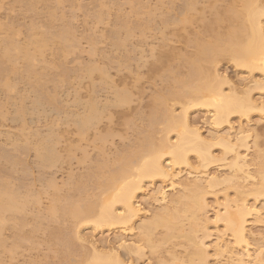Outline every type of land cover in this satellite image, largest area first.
Instances as JSON below:
<instances>
[{
    "label": "bare ground",
    "instance_id": "1",
    "mask_svg": "<svg viewBox=\"0 0 264 264\" xmlns=\"http://www.w3.org/2000/svg\"><path fill=\"white\" fill-rule=\"evenodd\" d=\"M133 1L135 2L136 0H132L130 2H133ZM213 1L216 2V0H173V1H170V8H168L169 10L167 9V11L165 12H163L164 11L163 10L162 11L163 13L159 14V17H160L159 20H157L158 17L157 18L155 17L156 15L151 14L148 16L147 21L144 20V17H141L143 18L144 22L142 20L138 22L137 20H135L136 22L134 23L132 22L133 23L132 25L134 26H130L131 23L130 25H128L127 24L128 21L126 22L125 21L126 19H124V17L122 18L124 14L123 15L120 14V16L117 15L116 20L114 17L115 26L113 30L111 28V32L109 30L108 33L110 34H108V36L110 35V37L108 36L107 37L111 39V41L110 39L109 41L111 42L110 44H112V47L116 48V50L117 49H120L121 51L123 50L122 56H125L124 61L128 62V65L127 63H125L127 67L125 69L128 70L127 72L130 73L129 70H131L130 65H129L130 59L133 60L134 57L137 55V53L135 56H134L135 53H133L132 58H130L129 54L132 53V51H135L136 49H138L137 46L135 47L133 46V50H132V47H130L132 51L130 49L128 50L124 49L127 43L128 45L131 43V42H128V38H130L131 36L134 37L133 29H137L139 31L140 40L138 41L136 40L137 41L136 43L140 42L141 44L143 42L144 45L147 42L149 43L150 41L148 40L149 35H151V40L153 39L157 42L156 44H154L155 42L151 41V45L149 44V47L147 48L148 50H146L148 52L147 55H143L142 54L143 50L141 51L140 56L141 55L142 56L141 57L139 56L138 64L136 61H134L136 62V65H137V66L135 65L134 67H137V69L135 68L133 69L140 71L143 68V74H144V67L147 66L148 62L151 63L150 66L148 65V68H147L148 70H146V72L149 71V68H150V71L152 72L154 77L152 76L151 72L150 71L149 72H150V75L154 78V81H155V78H157V75H159V71L161 72V69H162V72H164L165 74L169 70V68L170 70L172 69V71L170 72L172 75L170 73H168L167 75V76L171 75V77L169 78L170 79L169 81L166 82L163 76L162 78L159 79L160 82L163 79L162 81H165L166 85L162 86L161 88H157V89L153 88L156 86L154 85L152 86V88L154 89V93L152 94V96L150 95L148 96L149 103L146 101L147 102L146 106L148 107V110H147L148 112H146L147 114L143 111H140L142 112V114L137 112L136 110L135 111L138 114H136V112H133L134 114L137 115L138 118L141 117L140 118L141 122H143L142 121L143 116L145 117L146 115L145 118L147 120L146 122L147 128L146 130L144 129L145 132L142 129V127H141L142 130H140V132L138 131L139 136L140 134L142 135L141 132H143V135L139 139H137L139 136L136 137L137 139L136 143L132 144V145H135V144L136 145L135 147L133 146L134 148H132V150L129 149L130 148L129 145L126 146L125 144V147H123L124 145L123 144L122 145L123 148H121L120 151L118 149L114 151L110 150L111 152H114L112 154L113 155L112 157L110 153H109L110 154L109 156L108 153L105 152L107 151V149L105 150V144L107 142V139H109L112 136L113 137L115 136V134L113 135L112 133L113 123L115 121L113 120L115 117L113 116V114L117 113V116H118L119 113L123 114L124 112L127 111L128 114L131 115V113L129 112L130 110L132 111L136 107H138L137 109L139 110L140 108H142V106H144V104H142L141 102V100L143 99L139 100L140 96L138 97V99L136 98L137 100L136 103L134 102V99L132 96L134 91L132 92L129 86L127 87V85H130L129 84L130 82L127 80L129 83H126L127 78L125 75H124L126 78L125 81H121L122 87L120 84L121 79L117 82L118 84H120L119 86L117 83H115L116 82L114 81L115 79L113 80V78H111V76L109 75L107 71L108 68H106L103 65L104 62H105L104 64H106L107 62L106 66L108 67L109 59L107 61L102 60L103 61V63H101L102 65L96 64L97 60L95 61L94 59V63H90V64L88 63V65L86 66L84 65L83 68L80 67L81 69L80 71H78L79 73L75 74V77L77 78V88L74 89V91L72 92L73 96L72 94H70L71 97H73L72 101L69 98L71 101L70 102L71 104L69 103L70 105L67 103V100L65 97H64L65 98L64 100L66 101L63 102L61 99H59V101L61 100V102L63 103L59 102L56 104L55 102L58 100L55 95L53 96L45 95L44 96V93H43V98H42V96L38 95L39 94L38 92L37 98L36 97L34 98L39 105H40V100L44 99L45 97V100L47 99L50 103L56 106V107L54 106L55 107L54 110L49 111V113L51 114L50 116L48 115L49 113L47 114L48 116H45L47 117V120L44 118L46 120V123H44L43 125V128H42L43 130L40 128L42 131L39 128H37L39 130H36L35 128L34 131L27 132L25 131L26 127L24 126V124H22L21 129L17 133L14 134L16 138L13 137L14 138L13 140L10 137L11 132L10 134H8L7 131L5 132L6 136L8 134L7 136L8 139L9 140L11 139V142H10V144L12 145L11 147H13L15 151L19 149V150H22V152H25L28 148L27 147V144L29 143V141L27 140L28 136L34 134L36 135V138H37L38 136H40V133H42L41 138H39V140H41L42 142L41 143L39 141L41 145H39V143L35 144V145H38L37 147H39L38 149L37 147H35V155L37 156V158H39L38 160L42 164L41 166H43V168L44 167L45 168L55 167V164L57 162H60L59 166L61 168L60 164L63 163L64 159L62 160L63 156L61 155L60 151L61 150L63 151L64 148L63 149L60 148V151H59V148H56L55 146L60 145L61 139L63 138V136H61L62 133H64V135L66 132L69 133L68 128L70 129V126L71 128L74 126L73 129L75 133L77 134L75 135L78 136L77 142H79L78 143L79 145L80 143L84 142L85 146L88 145V148H89V144H91L93 148H97V150H100L99 151L100 154H98L97 157L100 156L99 160H101V164L100 163H99L100 165L97 164V167L95 168V170H106L108 171V174H106L105 171H103L105 173V175H103L105 177L103 178L102 176L103 180H99L100 182L97 181L98 184L95 182L96 185H98V188L95 185V187L99 190L98 193L91 194L90 188L92 187L87 189L90 191V195H89V192L88 194L85 192L86 194L85 196L82 195L84 190L82 193H80L82 191V188L83 189L85 188L83 187L84 175L81 171V173L79 172V176H78L79 178L77 180L73 179V174H72L73 172L72 173L70 172L71 173L70 176L72 177L71 180H73V183L75 184V186L73 187L77 189L76 190L77 193L79 192V195H75L77 196V199H75V197L71 193L69 194L67 193L66 195L65 192L66 191L69 192L67 189L65 192L63 191V193H65V196L63 195L61 197L60 195V197H57L59 195V193H57L54 199L50 197L52 199V202L51 204H49L47 208V211L50 214V216L49 214L48 216L49 217L52 216L51 218L54 217L51 220V222L53 221L54 224L58 222V224L55 225L56 227L53 230L50 229L51 232L49 230L50 232L49 234L52 238V241H54L55 245L58 246L57 248L58 251L60 250V252H58L57 250L55 251L54 249L55 246L53 247L54 252L57 255L60 253L59 257H61V260H62L61 262L63 264L65 263L68 264L69 262H72V261H68L67 263L65 261L67 259V255L68 256L70 255L69 253L71 252L70 250L71 246L74 247L76 243H80L76 241V240L79 241L82 237V236L80 237V235H77L78 234L77 229L80 225L82 226V224L84 226L91 224L96 230L101 229L103 227L110 228L112 226L121 227L123 228L122 231H125V232H128V230H132L133 228L131 229V226L129 224L132 222V220L138 217L140 213L139 205L136 203L137 200L135 201L136 194L141 191L145 181H152L154 179L162 180V182L164 181V183H165V180L167 179V180H170V183L169 185L166 186V188L160 186V188L156 190V195L154 192V195L156 197L154 196L153 199H155L160 205H162L161 211L158 213L155 212L156 214L154 215L153 219L151 218V221L144 222V223H141L140 225H137L138 228L140 229L138 238L139 240H143L144 242L148 243L147 245H149L148 248L149 250L151 249V253L155 251L157 252L159 249H161V246L159 247V243L156 246L152 242L153 231L156 228L161 227L162 229H164V234L160 238L161 244L164 242H168V241L170 242L172 241L171 239H177V237L182 236L181 238L183 240L185 239L187 246L193 248V249H190L189 247H187V250H185V255L181 256L183 259L180 258L181 261L179 262L183 263L182 261H184L185 264H208L207 249L205 250V246H204L205 244L203 240H200V241L195 240L196 232L208 224V219H209L208 215H207V218L206 216H201L202 212H204L205 209L207 208L206 207L207 204L205 202L206 200H204L203 198L204 192L206 194V192L208 191V188L211 189V188H214L215 186L217 187V185L219 186L220 184H222V181H223L225 183L229 182V184H232V187L234 186L238 190L237 192L240 193V201H238V197L236 196L237 201L232 200L230 202L231 204L233 203L231 207L230 203L227 200L228 198L225 197L226 199L225 200L223 199V200L225 201V203L227 201V203L224 204V201H223L224 205L222 208L224 210L222 212L221 211L217 212L218 210L216 211L215 222L218 223L222 221L224 230L229 231L230 235L232 236L234 240V243H237V244L239 243L241 244V242L245 243L244 244L245 249H241L239 252L233 251L232 246H231L232 248L231 249L228 246L229 244L227 245V243L225 242L223 243L224 239L222 238L220 234H217V236L215 235L216 236L215 242L213 241L214 255L217 258L218 257L220 258L223 255H226L225 257L226 260L222 264H263L264 263L262 260L263 256H260L261 255L260 250L256 251V253H254V250H253V253L252 252L249 253V250H248L249 245L246 239L247 238L246 236L247 227L245 228V223L247 222L246 217L248 216L254 215L257 217V221L264 222V218L260 216L261 214L264 215V210L263 212H260L261 210H258V208L264 209V207L263 206L261 207V205L260 207L255 205V201H254L256 200L255 199L256 197L264 196V164H261L264 157L262 158V160L260 159L261 160L260 162H257V165L258 163L261 164V165L259 164V166L257 167L258 169H256L257 170L256 174L258 175L255 174L259 178L258 181H256L257 179H253L255 180V183L251 181L253 183V186H252V183L249 181L251 183V185L249 184L250 188L249 187L248 189L244 188L245 184L243 183H245V181L247 182V179L249 180L250 178H254V175L251 172L252 170H249L248 168V165H251L252 162L250 164H247L246 154H244V152L241 153L240 151L241 148L243 149L245 148L246 151L248 150L246 138L248 137L249 132L246 131L247 129L243 127L242 129L238 130L234 135H231L230 133L231 129L233 130V126H232L233 124H231L232 121L230 120V117L232 115H236L240 119V117L241 118L248 117L252 111L253 112L254 110L256 111V109L259 107L260 104L264 107L263 97L261 98V100L258 97V101H256L257 97L255 98L256 100H253L252 98L253 96H251L252 95L251 92L253 91V90L251 91V89H256L258 90V92L264 91V25H262V19H261L262 17L264 18V0H238V1L235 0V1H231L230 3L226 4L220 9L217 6H215L216 4L214 3L211 4V2ZM203 2L210 3L211 4L210 6H212V9H213V12L210 11V13L207 15V17L210 16L208 17V19L206 18L204 7H200L198 9V5L202 4ZM29 3L30 2H27V4ZM27 4L25 5L28 7ZM137 11H138V8H137ZM150 11L151 10H149V12ZM97 13L98 12L96 10V14ZM101 13L102 12L99 11L98 15H96L97 18L95 16V12L93 14L96 20L97 21L99 20V22H102V20L105 18V17L102 18L103 15ZM143 13H145V11ZM146 15L148 14L146 13ZM196 15L198 16L197 19H196L197 17ZM150 16H153V19L149 18ZM155 19L157 21H155ZM195 23L196 25L198 24V26H200L201 29L200 31H198L199 27H198V30L190 29V33L192 32L191 33L192 36H191L189 35L188 26L190 27V25L192 26V24L195 25ZM222 25L226 28L228 27V29L225 32L221 33L219 32L220 31L219 28L221 27L223 28ZM48 26L50 27V25ZM65 27L61 29L58 27L59 29L54 32L47 31L49 29L48 27H47L48 29L47 30L45 29V31H38L36 30V28L34 29L32 28L33 30H36V31L32 32V29H31V33L30 35L28 34L29 36H28L27 41H24L23 44L22 43L18 44L17 42H15V40L17 39L14 38L13 35H10L9 33L3 36L4 38L0 40V76L1 75L4 76L5 74L6 76L9 74L14 75L20 72L17 67V63L14 61L16 60L17 56L15 55L17 54L18 57L22 58V60H24L25 62L23 65L24 75L30 82L28 83L34 86L32 87V89L33 88L38 89L41 82L44 83V80L42 79H45L43 78V72L45 71L42 72V70H44L45 69L44 67L46 66L42 67V70L40 69V71H38L39 69L37 70V68L34 67L33 61L35 59V56L32 54V50L42 52L43 48L48 47L49 44L50 45L53 44V46L55 45L61 46L62 44V47L61 48L59 47L60 49L57 46L56 47L58 48L59 51L62 50L63 52H65L67 49L66 47H64V44L70 43L72 41V37H71L72 33L69 30L70 28L68 27L69 29H67ZM122 31L124 33H122ZM179 31L180 32L184 31V32L180 33ZM122 34H125L123 35L124 37L122 36ZM133 37H131V39ZM172 39L175 43L179 42L181 45L183 43L184 46L183 45L182 46L183 48L186 49V50L185 49L183 50L184 51L183 54H181V51L179 53L178 52L179 50H176L177 48H174L173 46H171L173 45V44H170L171 42L173 43ZM48 41L50 43H48ZM129 41L131 40L129 39ZM147 45L148 44H146V46ZM158 46H161L160 48H164V46H166V48L168 47V49L166 50V48H164L165 49L164 50V49L159 48L160 50H158L157 48ZM188 48H191L192 50L189 49L187 51ZM121 51H120V54H121ZM104 55L106 54H103L101 59H105ZM220 57L222 59H225V57L226 59L228 58V60L232 61L234 63L232 64L238 67V69L239 68H242L243 70L245 69L248 72L249 77L251 78H252L251 75L253 72L255 71L260 72L261 78L260 79L257 78L253 80V82L251 81L252 86L251 85L246 86L245 88L243 86H241L243 88H239L238 86L236 87L235 85H232L234 81H231V79H228L227 75L224 76L222 74L217 73L218 70L216 71V68L214 69V67L217 66V62H219L218 60H220ZM119 58H117L118 61H119ZM135 58H137V56ZM5 62H9V65H7ZM134 62L132 61V63ZM4 63L7 66H5ZM59 64H60L59 69L62 68L61 70L62 78L60 79L64 80V82L65 80L68 81L69 78H72V76H70L69 70H67L65 67L63 68V65H61V62ZM111 64L112 63L110 62L109 66ZM164 64H166L167 67ZM64 66L66 65L64 64ZM117 66H120V65H117ZM180 66L182 67L181 69H183V67H186V70L183 69V71L181 72ZM76 70L77 69H75V72ZM139 74L140 72H137V74H135V76L133 77V79L135 78L134 83L135 82L137 83L136 85H138V83L142 81V80H139L140 79V76L138 77ZM18 75H21V72ZM130 75H129V79H130ZM50 76H52V74ZM44 77H46V74H44ZM121 78L123 79L122 75H121ZM165 78L167 79V77ZM84 79L88 81L87 86L84 84L86 88L88 87L87 90L85 89L87 91L86 94H83L82 89H81L82 84H83L82 82ZM149 79H152V78L149 77ZM8 80H4V81L2 80L3 84L2 83L1 84L3 88L5 87V89H11L13 87L12 83L9 82ZM154 81H152V83ZM53 82H54V77H53ZM231 82L233 83L231 84ZM222 84H228L227 85L229 86L228 90L226 89L225 91L222 87ZM56 85H58V80H57V84L55 83L54 86L56 87ZM66 93L68 94V92ZM63 94L61 95L64 96ZM138 94L140 95L143 93L138 92ZM39 96L41 98H39ZM260 96H263V95H260ZM34 103L36 104L35 101L33 102V105ZM19 105L20 106H17V108H15L14 110L15 112L20 111L18 113H22L23 110L25 112L26 109L28 108L25 105L27 108L26 109L23 108L22 110L21 104ZM22 105L24 106V104ZM39 105L36 104V106H39ZM173 105L179 106L178 107L179 111L177 113H175L173 109L174 107ZM146 106H144V108H147ZM199 107L204 108L209 112L210 115L208 116L209 117L208 121H210V125L213 126L212 128H215L216 133H218L217 131L218 129H221V127H224V126L227 127V129H224V130H227L224 133L223 132L220 133L221 131L219 132L220 134L210 133L211 135H214V137L211 138V140L215 139L216 141H214V143L222 147V152H221V155H219V157H216L213 153H211L210 147L212 143L205 140L202 134H200L199 128L194 126L192 124V121H189L188 119V116H187L188 111L192 108H199ZM127 112L126 114H123L125 116H122V118H120L119 120H121V124L126 125V126H131V124H133L132 123L133 120L130 121L128 119V121H126ZM0 113H2V111H0ZM17 116L15 117V115L14 116L12 115L11 117H8V118L12 122L14 121L16 122L18 120L20 121L21 120L20 114H18ZM123 118L124 120L122 121ZM117 120H118V117L116 121ZM22 121H25L24 118ZM115 126L117 125L115 124ZM115 128L114 130H116ZM137 128L139 130V127ZM104 130H105V133L103 132ZM89 133L91 135L90 136L91 143H89L88 141L90 140V138L88 139ZM170 134L173 135V137L171 136L173 139L169 136ZM92 137H93V140H92ZM68 138H70V136ZM122 138L120 141H122ZM33 139L31 140V142L33 141ZM112 139L113 138H110V140ZM69 141L70 139H68V142ZM132 142H128V143L131 145ZM94 144L97 147H95ZM113 148L115 147L113 146ZM126 148L128 151L126 150ZM3 149L4 148L0 149L1 156L7 160H11L10 155ZM122 149H125V151L127 152L122 151ZM82 150H83V155L86 156L85 150L84 149ZM190 154L195 155V160H196L198 167H207L208 165L216 161L222 162L221 166H224L228 168L229 170L228 176H224L221 178L219 175H216V174L207 175L206 172H203L204 170H194L196 169V167H194L193 163L190 161L191 160L189 156ZM227 155L228 156L230 155V157L229 158L226 157ZM84 156H83L84 161L82 162L83 163L85 162V165H87L86 164L87 162L85 161ZM91 159H94V158H90V162H91ZM110 162H112L111 164H113V166L109 165ZM88 164H91V163H88ZM95 165L96 164L94 163V166ZM90 166L91 165H89L88 167L86 166L88 168L87 171H89L90 168H93V166L91 167ZM111 166L112 168H110ZM182 168H188V175H190V177L192 175L191 177L192 181L189 182L185 180V181L178 182L177 186L180 187V189H182L183 191H186V193L176 195L174 192L175 195L170 196L168 195L167 190L174 188V185H176L175 183L176 181L174 180L175 181L174 182L173 178L174 177L176 178V176L179 174V172H176L175 170L178 169L179 171V169H182ZM83 169L87 173L86 174L87 178H88L87 175H89L90 173H91V176L93 175V172H91V170L90 172H87L84 167ZM48 171L50 172V170ZM253 171H254L253 173H255V169ZM74 177H76V174H74ZM89 179L93 180L92 177L90 178V175H89ZM241 180H243L242 181L243 187L240 184ZM64 183L63 185H66L67 182L65 184ZM49 184H50V187L52 186V190L54 191L55 185H57V182L56 184L54 183V187H53L52 181L49 182ZM49 184L47 185V187H49ZM13 185L14 183L11 185V182L9 183V181L8 180L6 181V179L3 180L1 178L0 180V264H7L1 258L3 254L5 255V253L6 255H8L9 260L14 259L13 257L17 253V250L19 249V247L20 246L22 247V243H24V241L27 240L26 237H23L24 233L22 234V236L20 234L18 235L14 233V236L12 237L13 239L11 242H9L10 244L8 245L6 243L5 236L2 235V232H4L8 227L7 225L8 221L10 222L12 221V225L10 227H12L11 229H14L15 232L22 226H25L23 223L24 220H20L21 216H19V219L18 218L16 219L18 215H16L15 217V213H18V214L23 213V212L25 213L26 206L30 207L29 204L31 200L29 202V199L27 198L28 194L26 196L25 195L21 196L22 194L19 193L17 189L14 187L15 185L14 186ZM86 185L87 184H85V186ZM70 186L69 187L67 186V187L70 188ZM28 191H30V189L29 190L27 189V191H24V194L26 192L28 193ZM76 191L74 190L75 194H77ZM32 192H29V194ZM71 192L73 193V190H71ZM32 194L34 195V193ZM241 194L242 195L244 194V196L245 194L246 196H248V194L252 195V197H254L253 199L254 202L249 203L248 200L245 201L247 197H244L246 199H243L241 198L242 196ZM217 195L215 196L217 197ZM79 196L82 198L84 197L85 198L82 199V201H80L81 199L78 201ZM33 200L34 202L38 201L33 198L32 203H34ZM233 201H236V202H233ZM207 203H209V201ZM218 206H219V203H218ZM40 211L42 213L41 208H40ZM203 214L206 215V211ZM42 215H40L41 218H42ZM55 218H56L55 220L56 223L54 221ZM206 220H207V224H206ZM185 222L187 223L186 228H184L186 224ZM42 223L44 222L42 221ZM25 224H27V222ZM40 225L41 224L39 223V227ZM46 226L48 227V223L46 224ZM4 228L6 229L3 231ZM44 229H43V232H44ZM204 234L205 233H203V236ZM8 235L10 236V233ZM8 235L6 237H8ZM25 235L26 234H24V236ZM46 236L48 237V235ZM84 236L85 234H83V237ZM44 238L47 239L46 237ZM125 238L122 237L120 241L118 242V245L116 244L117 245L116 247H114V245L110 247L106 246L108 249L107 253L110 254V257L109 256L108 257L109 258L112 257L111 259H107L106 258L107 255L106 257H104V255L101 256L102 253H100L99 255L98 253L100 251L99 252L96 251L98 247H96V249L94 247V250L93 248L92 250H93V255L95 256H91L92 259L88 261L87 259L88 257L86 258L85 256L87 254L89 256L90 251H88V253L87 251H83L81 253L80 252L81 249H80L78 251V254L81 253L80 254L81 256L79 255L81 259H77L78 260L77 262H79L77 264H130L128 263V260L124 256L126 254L130 256L133 255L134 259L137 261V259H140L143 254L142 248L138 245V243L136 244L138 238L136 239V242L135 240L130 241V240H126ZM7 241L9 240L7 239ZM80 241H83V240H80ZM32 244H33V241H32ZM32 246L34 247V245ZM37 246H39V244ZM73 247L71 249H73ZM76 247H78L77 244H76ZM157 247H159V249H157ZM79 248H82V247L79 246ZM48 249H49V246H48ZM120 249L124 250L126 254L123 253L121 255L120 252H123V251ZM72 251H74V249ZM75 251L77 254V250ZM83 253H87V254L83 255ZM73 254L74 256H76L75 253L73 252L71 253V256H73ZM174 254L171 256V258L174 256L173 258L177 262L179 257L175 258ZM159 255L160 253L158 254V256ZM4 257H7V256H4ZM158 261L161 262L160 264H164L165 262L164 258L161 260L159 259ZM44 262H47V261H44ZM173 262L176 263L174 260ZM173 262L172 264H174ZM169 263L170 262L168 261V264Z\"/></svg>",
    "mask_w": 264,
    "mask_h": 264
},
{
    "label": "rangeland",
    "instance_id": "2",
    "mask_svg": "<svg viewBox=\"0 0 264 264\" xmlns=\"http://www.w3.org/2000/svg\"><path fill=\"white\" fill-rule=\"evenodd\" d=\"M130 1H132V0H0V26H1L0 27V40H2L4 38L3 36H5L6 34L9 33L10 35H13V37L18 40V41L15 40V42H17L18 44H21V43L23 44L24 41H27L28 36L30 35L32 28L33 29L36 28V30H38V31H45V29L47 30L49 28L47 31L54 32V31L58 30L59 28L61 29V28H64L65 26H67L65 28H67V29L70 28L69 30L72 33V36H71L72 41L70 43L64 44V47H66V49H67L65 52H63L62 50H60V51L58 50L59 47L60 48L62 47V44H61V46H59V45L53 46V44H51L55 48H53L49 44L48 47L43 48L42 52L32 50V54L35 56V59L33 61L34 67L37 68V70L39 69L38 71H40V69L42 70V67H44V66L47 67V69H46V67H44L45 69L43 68L44 70H42V72L45 71V72H43V78H45V79H42V80H44V83L41 82V84L39 85V87L40 86H42V87H40V88L38 87V89L33 88L34 90L32 89V87H34V86L29 84L30 82L28 81V79L24 75L23 65L25 62H24V60H22V58H19L17 54L15 55L17 57H16V60H14V61L17 63V67H18L19 71L21 72V75H18V74H20V72H19L18 74L16 73L14 75L9 74L6 76V74H5L4 76H2V75L0 76V111H2V113H0L1 114L0 115V147H1L0 149L4 148L3 150H5L10 155V158H11V160H7V159L3 158L0 154V180H1V178L3 180L6 179V181L7 180L9 181V183L11 182V185L14 183L15 186L14 185L13 186L17 189V191L19 193L22 194V195L21 194L20 195L26 196L28 194L27 198L29 199V202L31 200V202L29 204L30 207L26 206L25 213L24 212L19 213V214L15 213V217H16V215H18L16 217V219L17 218L19 219V216H21L20 220H24V222L23 221L22 222L24 223L25 226H22L21 228H19L15 232V230L11 229L12 227H10L12 225V221L11 222L8 221L7 222L8 227L6 226L7 229L6 228L3 229V231L6 229L4 232H2V235L5 236V240H6V243L8 245L10 244L9 242L12 241V239H13L12 237L14 236V233L18 234V235L20 234L21 236L24 233L26 235L24 236V234H23V237L27 238V240H25L24 243H22V247L20 246L19 249L17 250V253L13 257L14 259L9 260V257H8V255H6V253H5V255L3 254L1 256L2 260L7 264H9V262H10V264H30V263L31 264H37V263L39 264V262H40V264H59V263L63 264L61 262L62 261L61 257H59L60 253L57 255L54 252V249H55V251L56 250L58 251V249H57L58 246L55 245L54 241H52V238L49 234L51 232L50 229L53 230L56 227L55 225L58 224V222L56 223V221H55L56 218L54 219L56 224H54L53 221H52L53 223L51 222V220L54 217L53 218H51L52 216L49 217L50 214L47 211V208H48L49 204H51L52 199H54L56 197L55 195H57V193H59V195L57 197H60V195H61V197L63 195L65 196V193H66V195H67V193L68 194L71 193L75 197V199H77V196H75V195H79V192L77 193V191H76L77 189H75V187H73V186H75V184L73 183V180H71L72 177L70 176L72 172H73L72 173L73 179L77 180L79 178L78 177L79 172L81 173V171H82V173L84 175L83 187H85V188L84 189L82 188V191L80 193H82L84 190V192L82 194L84 196L86 195L85 192L87 194L89 192V195H90V191L87 190L90 187H92V188H90L91 194L92 193L93 194L98 193L99 192V190L97 189L98 185H96V183L98 184L97 181L103 180L102 176L105 175V173L108 174V171H106V170H95V168L97 167V164L98 165L101 164V160H99L100 156L97 157V155L100 154V152H99L100 150H97V148H93V146L91 144H89V148H88V145L86 144L87 146H85L84 142L80 143V145H79L78 144L79 142H77L78 136H76L77 134L75 133V131L73 129L74 126L72 128L70 126L71 130L68 128L69 133L66 132L67 134L65 133V135H64V133L60 132V133H62L61 136H63L64 139L63 138L61 139L59 146L58 145L55 146L56 148H59V151H60V148H62V149L64 148L63 151L62 150L60 151L61 155L63 156L62 160L63 159L65 160V161L63 160V163L60 164L61 168L59 166L60 162H57L55 164V167H51V168H45L44 167L43 168V166H41L42 164L38 160L39 158H37V156L35 155V147L38 146L35 144L39 143V141L41 142V140H39V138H41L42 133H40V136L37 137L38 139L36 138V135H34V134L28 136L27 140L29 141L30 144L29 143L27 144L28 148L25 152H22V150H19V149L17 151H15V149L13 147H11L12 146L10 144L11 139L13 140L14 138H16V136L14 134L17 133L21 129L22 124H24V126L26 127L25 131H27V132L34 131L35 128H36V130H39L40 128L42 129L44 123H46V120H47V117H45V116H48V115L50 116L51 114L49 113V111L54 110L56 107L54 104L50 103L47 99L45 100V97H44V99L40 100V105H39L34 98V97L37 98L38 92H39L38 95L42 96V98H43V93H44V96L45 95H52V96L55 95L57 100H58L55 102L56 104L59 102L63 103L66 100H67V103L69 104L73 98V97H71L70 94H72V96H73L72 92L74 91V89L77 88V78L75 77V74H78L79 73L78 71H80V69L83 68L84 65L86 66V65H88V63L89 64L94 63V59H95V61L97 60L96 61L97 63L95 62L96 64H101V63H103L102 60L107 61L109 59V63L111 62L112 64L109 66V63H108V67H107L106 66L107 62H106V64H104L105 63L104 62L103 65L106 68H108L107 71H108L109 75L111 76V78H113V80L115 79L114 80V81H116L115 83H117L121 79L120 84H121V81H125V79L127 78L126 83L130 82L129 83L130 85H127V87L129 86L130 90H132V92L134 91L133 95H132L134 102L136 103V101H137L136 98L138 99V97L140 96L139 100L143 99V100H141V102H142V104H144V106H146L147 102L149 103L148 96L149 95L152 96V94L154 93V89L161 88L162 86L166 85L167 81L170 80L169 78L172 75L170 73L172 71V69L170 70V68H169V70L167 69L169 72L168 71L166 72V70H165L166 74L164 72H162V69H161L162 73L159 71V75L156 74L157 78H155V81L153 78L154 76H153L152 72L150 71V68H149V71L151 72L153 77L150 75L149 71L146 72V70H148L147 69L148 65L150 66L151 63H149V62H148V64L146 63L147 66L144 67V74H143V68L140 71L135 70V69H137V67H134V66L136 65V62L138 64V60H139V56L141 54V51L143 50V53H142L143 55H147L148 52L146 50H148L147 48L149 47V44L151 45V41L155 42L154 44L157 43L155 40H153V39L151 40V35H149V37H148L149 38L148 40H150V41H149V43L148 42L146 43V44H148L147 46H146V44L144 45L143 42L141 44H140V42L136 43L138 40H140L139 39L140 38L139 37V31L137 29H133L134 30V32H133L134 37L131 36V37H133L132 39H131V37L128 38V42H131V43L129 45L127 43L125 45L124 49H127V50L130 49L131 50L130 47H132V50H133V46L134 47L137 46V48H138L135 50L136 52L131 50L132 53H130L131 51L129 50L130 51L129 52L130 58H132L133 53H135L134 56L137 53V55H136L137 58H135L136 56L135 57L133 56L134 59L133 60L130 59V62H129V65L131 68V70H129V71L132 75L131 76L130 73L127 72L128 70L125 69V68H127L125 63H127V65H128V62L124 61L125 56H122L123 50L122 51L120 49L116 50V48L112 47V44H110L111 39L108 38V37H110V35L108 36V34H110V33H108V32H109V30L111 32V28L113 30V28L115 26L114 25L115 20L117 19L116 16L117 15L120 16V14L121 15L124 14L122 16V18L124 17V19H126L125 21L129 22V23L127 22L128 25H130V23H131L130 26H134L132 24L134 22H136L135 20H137V22L140 20H142L143 22H144V20L147 21L148 16L151 14L156 15L155 17L156 18L158 17L157 20H159V18H160L159 14H162L163 12L167 11V9L170 8V1H173V0H136L135 2L134 1L130 2ZM231 1H235V0H225V1H223V0L217 1L216 0V2L215 1L211 2V4L212 3L216 4L215 6H217L220 9L223 6H225L226 4L230 3ZM27 2H30V3L27 4ZM25 4H27L28 7ZM211 4L208 2L207 3L203 2L202 4L198 5V9L200 7H204V11H205V15H206L207 19H208V17H210V16L207 17V15L210 13V11L213 12L212 6H210ZM137 8H138V11H137ZM96 10L98 13H99V11L102 12L101 13L103 15L102 18L105 17L102 20V22H99V20L98 21L96 20V18H97L96 15H98V13L96 14ZM117 10L119 13L117 12ZM149 10H151V11L149 12ZM144 11H145V13H143ZM94 12H95L96 18L93 15ZM115 12H117V13H115ZM146 13L148 15H146ZM125 16H126V18H125ZM114 17H115V20H114ZM139 17H140V19H139ZM141 17H144V20ZM149 18L153 19V16H150ZM197 18H198V16L196 17V19ZM261 19H262V25H264V18L262 17ZM157 20L155 19V21H157ZM48 25H50V27ZM62 26H64V27H62ZM198 27H199V30H198ZM219 27H221V26H219ZM33 29H32V32L36 31ZM188 29H189V35H191L192 32L190 33V29H192V30L197 29L198 31H200L201 27L198 26V24L196 25V23H195V25L192 24V26L191 25H190V27L188 26ZM227 29H228V27L226 28L223 26V28L222 27L219 28V30H220L219 32H221V33L225 32ZM186 30H187V28H186ZM181 32H184V31H181ZM122 33H124V32L122 31ZM123 35H125V34H122V36ZM109 39H110V41H109ZM129 39L131 41H129ZM49 41H48V43H50ZM146 41H147V39H146ZM172 41H173V39H172ZM139 44H140V46H139ZM170 44H173L171 46H173L174 48H177L176 50H179L178 51L179 53L181 51V54H183V52H184L183 50L185 49V48H183V46H184L183 43H182L183 46L179 42L175 43L174 41H173V43L171 42ZM141 45H142V47H141ZM144 46L146 49L144 48ZM160 47L161 46L157 47L158 50L166 48V46H164V48H160ZM56 48L58 51L56 50ZM143 48L145 49V51ZM167 49H168V47L166 48V50ZM189 49H191V48H188L187 51ZM120 51H121V54H120ZM144 53H146V54H144ZM103 54H106V55H104L105 59H101ZM119 57H121V58H119ZM117 58H119V61ZM132 61L133 62L136 61V62L132 63ZM218 61L219 62H217V66L214 67V69L216 68V71L218 70L217 73H219V74H222L224 76L227 75L228 79H231V81H234V83L231 82V84L233 83L232 85H235L236 87L238 86L239 88H243V87L245 88L246 86H250V85L252 86L251 83L253 82V80H255L257 78L258 79L261 78V73L257 72V71L253 72L252 75L250 74L252 76V78L249 77V74L245 69L244 70L242 68L238 69V67L233 65L234 63L232 61L228 60V58L226 59V57H225V59H222L220 57V60H218ZM60 62H61V65H63V68L65 67L67 70H69L70 76H72V78H69L68 81L65 80V82H64V80L60 79V78H62V76H61L62 75L61 74L62 68L59 69L60 68V66H59ZM5 63L7 65H9V62H5ZM5 63H4V65L7 66ZM64 64L67 67L64 66ZM166 64H164V65H166ZM117 65H120V66H117ZM54 67H56V68H54ZM166 67H167V65H166ZM78 68H79V70H78ZM133 68H135V69H133ZM181 68L182 67L180 66L181 72L183 71V69L186 70V67H183V69H181ZM75 69H77L76 70L77 73L75 72ZM47 70H48V72H47ZM137 72H140L138 77L140 76L139 80H142L138 83V85H136L137 84L136 82L134 83L135 78L133 79V77L135 76V74H137ZM168 73H170L171 75L167 76ZM44 74H46V77H44ZM51 74H52V76H50ZM160 74H162V75H160ZM247 74H248V76H247ZM121 75H122L123 79L121 78ZM124 75L126 76V78ZM129 75H130V79H129ZM164 75H166V76H164ZM143 76H144V78H143ZM162 76L164 77L166 82L162 81L163 79L161 80L162 83L160 82L159 79L162 78ZM53 77H54V82H53ZM149 77L152 79H149ZM165 77H167V79ZM59 79L61 80V82ZM64 79H66V78H64ZM156 79H157V81H156ZM2 80L3 81L8 80L9 82L12 83L13 87L11 89H5V87L3 88L2 87V84H3ZM57 80H58V85H56V87H55L54 85H55V83L57 84ZM130 80L131 81L133 80L132 81L133 84L131 83ZM152 81H154V82L152 83ZM87 82L88 81H86L85 79L82 82L83 84H82L81 89H82L83 94H86V92H87L86 90L88 87L87 88L85 87V85L86 86L88 85ZM120 84H118V85L120 86ZM131 84H132V86H131ZM153 85L156 86V87H153L154 89L152 88ZM227 85L228 84H222V87L225 91H226V89L228 90V88H229V86H227ZM241 86H243V87H241ZM121 87H122V84H121ZM35 90H36V92H35ZM63 91L68 92L69 96L66 92L64 93ZM137 91L139 93L141 92L143 94L139 95ZM151 91H152V93H151ZM251 91H252L251 92L252 95L251 94L250 95L253 96L252 97L253 100L257 99L256 101H258V97L260 100L262 97L264 98V91L258 92V90H256V89H251ZM61 94H63L64 96H62ZM260 95H263V96H260ZM40 96H39V98H41ZM64 97L66 98V100H64L65 99ZM56 98H55V100H56ZM69 98L71 99V101ZM59 99H61L63 102H61V100L59 101ZM34 101L39 106H36L35 103H34V105H35L34 106L33 105ZM41 101H42V103H41ZM19 104H21L22 110H23V108L26 109L28 107L25 112H24V110L22 111V113H18L20 111H18V112L14 111L15 108H17V106H20ZM22 104H24V106ZM144 106H142V108H140L139 110L137 109L138 107H136L132 111L130 110L129 112L131 113V115L133 114L132 116L130 114H128V112L126 111L127 112V115H126L127 119L125 118L126 121H128V119L130 121L133 120V122H132L133 124H131V126L123 125V124H121V120H119L120 118H122V116H125L123 114H126V112H124L123 114L119 113L118 116H117V113L113 114V116H115L113 119V120H115L114 123L117 122L118 120L119 121L117 123H115L117 126H115V124L113 123V128H112L113 131L110 130V131H112L113 135L115 134L114 137L113 136L110 137L113 139L110 140V138L107 137L109 139H107V142L105 144V150L107 149V151H105V152H107L109 156H110V154H111V157L113 156L112 154L114 152H111V151H114L117 149L120 151L121 148L125 147V144H126V146L129 145L130 146L129 149H131V150H132V148L135 147L136 144L135 145H132V144L136 143V140L139 139L143 135V132H141L142 135L140 134V136H139L140 130H142V129L146 130V128H147V126H146L147 120L145 118L146 115L144 114L145 117L143 116V120H142L143 122H141V120H140L141 117L138 118L136 115V114H138L137 112L142 114V112H140V111H143L145 113L148 112L147 111L148 107L146 106L147 108H144ZM173 106H174L173 109H174L175 113H177L179 111V108H178L179 106L178 105L177 106L173 105ZM257 109H256V111L254 110V112L252 111L248 117H242V118L240 117V119L236 115H232L230 117V120L232 121L231 124H233L232 125L233 130L231 129V131H230L231 135H234L238 130L242 129L243 127L246 128L247 129L246 131L249 132L248 137L246 138L248 150L246 151L245 148L244 149L241 148V150H240L241 153L244 152V154H246L247 164H250L252 162L251 163L252 166L248 165V168H249V170H252L251 172L254 175V178H250L249 180L247 179V182L245 181V183H243L242 182L243 180H241V183H240L241 186H242V183L245 184L244 188H247V189L251 185L252 182L255 183V180H253V179H257L256 181H258L259 178H258V176H256V175H258V174H256V172H257L256 169H258L257 167L259 166L260 163H258V165H257V162H260L262 160V158L264 157V107L260 104ZM205 110L206 109L200 108V107L199 108H192L188 111L187 116H188L189 121H192V124L199 128L200 134H202L203 138L205 140L209 141L210 143H212V145L210 147L211 153H213L216 157H219V155H221V152H222V147L220 145L214 143V141H216L215 139L211 140V138H213L214 135H211L210 133L215 134L216 130H215V128H212L213 126L210 125V121H208L209 120L208 116L210 114L207 110L206 111ZM3 112H4V114H3ZM133 112H136V114H134ZM18 114H20V116H21L20 121L18 120L16 122L15 121L12 122L11 120H9L8 117H11L12 115L13 116L15 115V117H16ZM120 115H121V117H120ZM117 117H118V120L116 121ZM23 118L25 121H22ZM103 120H105V119H103ZM123 120H124V118L122 119V121ZM102 124H104V123H102ZM210 126H211V128H210ZM137 127H139V130ZM141 127H142V129H141ZM37 128H39V129H37ZM114 128L116 130H114ZM224 129H227V127H225V126L221 127V129H218V131H217L218 133H216V134H220L222 132L224 133L225 131H227ZM145 130H144V132H145ZM6 131L8 132V134H10V132H11V135H10L11 139L10 140L7 137L8 134L6 136V133H5ZM103 132L105 133V130ZM103 132H101V133H103ZM71 133H72V135H71ZM69 136H70V138H68ZM90 136L91 135L89 133V135H88V139L90 138V140H88L89 143H91L90 142L91 141ZM137 136H139V137L136 139ZM169 136L173 137L172 134H170ZM33 137H34V139H33ZM30 138L33 139L32 142H31L32 139H30ZM65 138H66V140H65ZM121 138H122L123 142L120 141ZM68 139H70L69 142H68ZM92 140H93V137H92ZM128 142H132L131 143L132 146ZM1 143H2V145H1ZM41 143H39V145H41ZM107 143H109V144H107ZM81 144H82V146H81ZM112 145L115 148H113ZM122 145H123V147H122ZM69 146H71V147H69ZM94 146H95V144H94ZM95 147H97V146H95ZM38 148L39 147H37V149ZM66 148H67V150H66ZM72 148L74 149V151ZM82 149L85 150L86 156L83 155ZM126 150H127V148H126ZM122 151L127 152L128 150L125 151V149H122ZM83 156L85 157V161L87 162L86 163L87 165H85V162L84 163L82 162V161H84ZM189 156L191 159L190 161L193 163L194 167H196V169H194V170H204L203 172H206L207 175H215L216 174V175H219L221 178L224 176H228V174H229L228 168L221 166L222 162L216 161V162L211 163L207 167H198L196 160H195V155L190 154ZM226 157L229 158L230 155L229 156L227 155ZM12 158H13V160H12ZM90 158H94V159H91V162H90ZM95 159L97 160V162ZM253 161H255V162H253ZM38 162H39V164H38ZM93 162L96 164L95 166H94ZM263 162H264V159L262 160L261 164H264ZM88 163H91V164H88ZM92 163H93V165H92ZM111 163L112 162H110L109 165L113 166V164H111ZM89 165L93 166V168H90L91 166L89 167L91 172H93V175L95 176V178H94L93 175L91 176V173L89 174L90 178L92 177L93 180L89 179V175H87L88 178L86 177L87 173L83 169V167H84L87 171L88 170L87 167ZM112 166L110 168H112ZM254 169H255V173H253ZM48 170H50V172ZM90 170L87 172H90ZM103 171H105V173ZM175 171L179 172V174L176 176V178L174 177L175 179L173 178V181L174 180L176 181V182L174 181L176 183V185H174V188H173L174 190L173 189L167 190V193L170 196L175 195V194L179 195V194L186 193V191H183L182 189H180V187L177 186L178 182L185 181V180L189 181V182L192 181V178H191L192 175H191V177H190V175H188V168H182V169H179V171L177 169ZM74 174H76L77 178L74 177ZM104 177L105 176H103V178ZM51 181L53 183V187H54V183L56 184V182H57V185L59 188L57 187V185H55V189L53 191L52 186L50 187V184H49V182H51ZM249 181L250 182L252 181V182L250 183ZM47 182L49 184V187H47V185H48ZM64 182L65 183L67 182L66 185H63ZM69 183L71 184V186ZM92 183H93V185H92ZM169 183H170V180H167V179L165 180V183H164V181L162 182V180H157V179L144 182L143 187H142L143 190L141 189V191L136 194V199H135V201L137 200L136 203L139 205L140 213H139V216L136 217L134 220H132V222L129 224L131 226V229L132 228L133 229L128 230V232L122 231L123 228L118 227V226H112L110 228H107V227L104 228L103 227L101 229L96 230V229H94V227L91 224L90 225L88 224L86 226H84L82 224V226L80 225L78 227V229L75 228L78 230L77 235H80V237L82 236L80 240H83V241L76 240L77 242H80V243L75 242L78 245V247H76V244H75L74 247H76V248L71 246V248L73 247L74 251H72L73 249L70 248V250H71V252L69 253L70 255L69 256L67 255V259H68V257H69V259L68 260L66 259L65 262L68 263V261H72L73 264L79 263V262H77L78 261L77 259H81L79 257V255L83 251H87V253H88V251H90L89 256L87 253H83V255L87 254L85 257L86 258L88 257L87 258L88 261L91 260L92 259L91 256H95V255H93L94 247H95V249H96V247H98L97 249H99V250L96 249V251H98V252L100 251L98 253L99 255H100V253H102L101 256L104 255V257H106V255H107L106 258L111 259L112 257L109 258L110 254L107 253L108 249L106 246L110 247V246L114 245V247H116L118 245V242L120 241V239L122 237L123 238L126 237L125 239L130 240V241L135 240V242H136V239L138 238V235L140 232V229L138 228L137 225H140L141 223H144V222L151 221V218L153 219L154 215L156 213L160 212L162 209V205H160L155 199H153L154 196L156 195V190L159 189L160 186L166 188V186L169 185ZM223 183H224V185H223ZM85 184H87V185L85 186ZM89 184H90V186H89ZM95 185L97 186V188L95 187ZM229 185H230V187H229ZM67 186L68 187L70 186V188H68ZM252 186H253V183H252ZM93 187L95 188V190ZM48 188H49V190H48ZM214 188H211V189L208 188V191L206 190L207 191L206 194L204 192L203 198H204V200H206L205 202L207 204L206 205L207 208L205 207L206 208L205 209L206 215L203 214L205 211L204 212L201 211L202 212L201 216H206V218H207V215H208V218L210 220L208 219V224H207V220H206L207 225H205L203 228H201L200 230H198L196 232L195 240L196 241H200V240L204 241L205 250L207 249L208 264H222L226 260V258H225L226 255H223L220 258L219 257L217 258L214 255V251H213V241L215 242V237L217 236V234H220L222 236V238L224 239L223 243L225 242V243H227V245L229 244L228 246L230 248L232 246L233 251L239 252L241 249H245V245H244L245 243H243V242H241V244L240 243L239 244L234 243V240H233L232 236L230 235L229 231L224 230L223 222L222 221H220L218 223L215 222V214H216L217 210H218L217 212H220V211L222 212L224 210L222 207L224 204L227 203V201H226V203L224 201L226 198H228L227 200L229 203L232 200L237 201V197H238V201H240V193H238L237 192L238 190L234 186L232 187V184H229V182L225 183L222 181V184H220L219 186L217 185V187L215 186ZM27 189L28 190L30 189V191H28V193L26 192L24 194V191H27ZM31 189L33 192L31 191ZM61 189H62V191H61ZM66 189L69 192H67ZM234 189H236V190H234ZM59 190H60V192H59ZM71 190H73V193L71 192ZM74 190L76 191L77 194H75ZM175 190L178 192H176ZM209 190H210V192H209ZM63 191L64 192L66 191V192L63 193ZM215 191H217V192H215ZM29 192L34 193L35 196L32 193H30V194H32V195H30ZM52 192H53V194H52ZM154 192H155V195H154ZM174 192H175V194H174ZM221 192L223 193V195ZM234 192H235V194H234ZM236 192H237V194H236ZM169 193H171V194H169ZM38 194H39V196H38ZM208 194H210V195H208ZM215 195H217V197ZM157 196H158V194H157ZM50 197H52V199ZM244 197H247V199ZM258 197H256L255 198L256 200H254L255 205H257L259 207L261 205V207L262 206L264 207V200H263L264 196H258ZM33 198L38 200L37 201L38 203L36 201L34 202V200H33L34 203H32ZM84 198L79 196L78 201L80 199H81L80 201H82V199H84ZM241 198L246 199L245 201L248 200L249 203L254 202L253 201L254 197H252V195H249V194H248V196H246V194L244 196V194H243L241 196ZM257 198H258V200H257ZM208 201H209V203H207ZM214 201H216V202H214ZM223 201H224V204H223ZM236 201H233V202H236ZM218 203H219V206H218ZM27 205H28V203H27ZM138 205H137V207H138ZM230 205L232 207L233 203L232 204L230 203ZM157 207H158V209H157ZM40 208L42 210V213L40 211ZM258 210H261L260 212H263L264 209L258 208ZM38 211L40 212V214ZM29 212H31V213H29ZM44 212H46V213H44ZM48 214H49V216H48ZM22 215H23V217H22ZM40 215H42L43 219H45V218L46 219L43 220ZM37 216H39V217H37ZM260 216H262V218H264V215L261 214ZM24 217L26 218V220ZM38 218L39 219L41 218V219L39 220ZM42 221L44 223H42ZM246 221H247L245 223V228L247 227V230H246L247 238L246 239H247V243L249 245V249H248L249 253H251V252L253 253V250H254V253H256V251L260 250L261 251L260 256H263L262 260L264 262V246H263L264 245V222L257 221V217L254 215L246 217ZM26 222H27V224H25ZM9 223H10V225H9ZM39 223L41 224L40 227H39ZM47 223H48V227L46 226ZM50 223H52V224H50ZM186 225H187V223L185 224L184 228H186ZM33 226H35V227H33ZM44 227H45V229H44ZM35 228H36V230H35ZM43 229H44V232H43ZM47 229H48V231H47ZM25 230H26V232H25ZM29 230H30V232H29ZM49 230H50V232H49ZM19 231H20V233H19ZM31 231H33V232H31ZM130 231H132V232H130ZM8 232L10 233V236L8 235L9 234ZM120 233H121V235H120ZM203 233H205L204 236H203ZM30 234H31V236L32 235L33 236L31 237ZM83 234H85L84 237H83ZM163 234H164V229H162L161 227L156 228L152 234L153 235L152 236L153 244L157 246V244L159 243V247L161 246L162 250L159 249V247H157V249H159V250L157 252L155 251V252L151 253V249L149 250V248H148L149 245H147L148 243L144 242L143 240H139V238H138L136 244L138 243V245L143 250V254H142V257L140 259H137V261H136L134 259L133 255H131V256L127 255L125 253V251L122 249H120V250H122L123 252H120V254L122 255L123 253H125L126 255H124V256L128 260V263H130V264H160L161 262L158 260L159 259L161 260L163 258L165 261L164 264L165 263L168 264V261L170 262L169 264H172L173 260L176 262V260L173 258L174 256L172 257L173 259L171 258V256L175 253L174 254L175 258H178V257L179 258L177 260L178 263L177 262L176 263L173 262V263L174 264H185L184 261H182L183 263L179 262V261H181V259H183L181 256L185 255V250H187V247H189V246H187L185 239L183 240L181 238L182 237L181 236V237H177V239H171L172 241H170V242L169 241L164 242L166 244H164V243L161 244L160 238L163 236ZM7 235H8V237H6ZM46 235H48V237ZM44 237H46L47 239H45ZM50 238H51V240H50ZM7 239L9 241H7ZM28 240H29V242H28ZM35 240H37V241H35ZM32 241H33V244H32ZM30 243L32 245H34V247ZM36 244L37 245L39 244V246H37ZM48 246H49V249H48ZM54 246H55V248L53 249ZM79 246L82 248H79ZM169 247L171 250L169 249ZM92 248H93V250H92ZM189 248L193 249L191 247H189ZM247 248H248V246H247ZM60 249H61V247H60ZM75 250H77V254H76ZM79 250L81 252L80 254H78ZM169 250L172 252V254ZM58 252H60V250ZM72 252L75 253L76 256H74V254H73V256H71ZM159 253H160V255L158 256ZM4 256H7V257H4ZM132 257H133V259H132ZM7 260H9V261H7ZM73 260H75V261H73ZM44 261H47V262H44ZM72 262H69L68 264H72Z\"/></svg>",
    "mask_w": 264,
    "mask_h": 264
}]
</instances>
